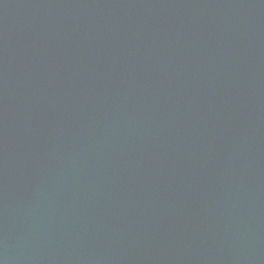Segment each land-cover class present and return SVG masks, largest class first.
Segmentation results:
<instances>
[{
    "label": "water",
    "instance_id": "water-1",
    "mask_svg": "<svg viewBox=\"0 0 264 264\" xmlns=\"http://www.w3.org/2000/svg\"><path fill=\"white\" fill-rule=\"evenodd\" d=\"M0 264H264V0H0Z\"/></svg>",
    "mask_w": 264,
    "mask_h": 264
}]
</instances>
